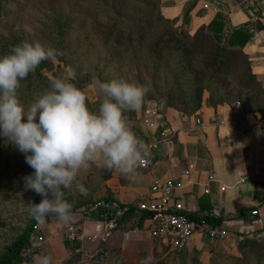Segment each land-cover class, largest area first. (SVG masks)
<instances>
[{"label": "trees", "instance_id": "obj_1", "mask_svg": "<svg viewBox=\"0 0 264 264\" xmlns=\"http://www.w3.org/2000/svg\"><path fill=\"white\" fill-rule=\"evenodd\" d=\"M30 6L35 10L23 28L15 21ZM259 13L257 5V18ZM224 20L216 13L207 25L189 34L185 29L187 13H183L180 25L175 27L160 14L159 0H0V56L22 41H39L56 49L55 61L71 68L75 75L86 64L96 81L125 80L147 87L144 101L154 102L157 112L161 106L191 114L200 108L204 93L213 107L237 101L246 112L261 111L264 90L251 73L241 47L250 33L262 26L254 20L229 28L224 35ZM43 69L42 61L35 72L21 81L17 95L25 108L35 94L49 86L51 79L42 73ZM71 82L82 90L77 80ZM124 116L126 120L132 119L134 111L125 112ZM258 185L264 184H255L254 197L260 200L264 192L257 190ZM93 202L72 205L71 213L82 208L80 214L84 219L108 220V209L90 211ZM130 212L126 209L115 220V227ZM146 215L140 213L135 218L136 228ZM188 217L209 225L221 222L211 216ZM36 225L37 221L31 218L21 233L0 250V264H35L29 235ZM65 244L71 255L59 264H76L73 252L78 242ZM236 249L238 256H227L225 263L264 264V237H245L236 242Z\"/></svg>", "mask_w": 264, "mask_h": 264}, {"label": "crops", "instance_id": "obj_2", "mask_svg": "<svg viewBox=\"0 0 264 264\" xmlns=\"http://www.w3.org/2000/svg\"><path fill=\"white\" fill-rule=\"evenodd\" d=\"M256 1L260 7L257 22L262 27L250 33L241 51L264 90V0ZM159 12L175 27L180 25L181 16L186 12L185 29L189 34L207 25L216 13L225 19L224 35L229 28L249 22L245 12L232 0H159ZM84 87L89 109L97 111L100 100L94 86ZM148 103L154 102L144 101L142 107L134 111L133 118L127 120L144 142L152 133L145 130L140 121ZM158 110L153 118L154 135L159 141L153 153L155 166L152 170L139 169L140 176L133 182L114 170L103 168L102 161H98L79 174L78 181L87 189L86 200H109L115 206L131 210L108 234L104 222L84 219L79 214L80 219L74 225L80 231L81 241L101 243L102 250L110 253L160 244L148 235V220L143 218L136 228L135 218L140 215L138 204L150 199V183L154 179L171 178L179 185L172 197L181 201L187 215L211 216L220 220L219 226L227 232L222 241H212L203 233L195 232L180 250L184 259L195 260L197 264H216L227 256H238V235L264 231V194L260 200L254 197L255 184H264V108L246 112L237 101L213 107L204 93L200 108L191 114L161 106ZM209 176L213 179L209 180ZM256 188L264 192V186ZM251 210H256L257 216H251ZM77 215L71 213L73 217ZM58 252L62 255L60 259ZM44 254L58 259L56 264L66 259V249L62 246L44 249Z\"/></svg>", "mask_w": 264, "mask_h": 264}, {"label": "clouds", "instance_id": "obj_3", "mask_svg": "<svg viewBox=\"0 0 264 264\" xmlns=\"http://www.w3.org/2000/svg\"><path fill=\"white\" fill-rule=\"evenodd\" d=\"M57 55L52 47L25 40L0 56V136L24 154L34 170L23 178L25 189L43 199L28 203L26 210L41 224L48 217L71 221L72 204L65 199V190L87 194L78 181L81 171L102 161L103 168L135 182L150 156V147L136 136L124 116L142 107L148 92L143 85L116 79L96 81L100 103L97 111H91L85 92L71 82L74 72L68 68L35 94L26 108L21 104L17 95L21 81L42 61L55 60ZM35 264H52V260L43 255Z\"/></svg>", "mask_w": 264, "mask_h": 264}, {"label": "rangeland", "instance_id": "obj_4", "mask_svg": "<svg viewBox=\"0 0 264 264\" xmlns=\"http://www.w3.org/2000/svg\"><path fill=\"white\" fill-rule=\"evenodd\" d=\"M31 4L33 5V1ZM34 10L35 8L30 6L28 11L25 12L24 10L20 14V18H17L15 22L25 28V23L29 16L33 15ZM43 63L44 69L42 73L49 79L63 75L65 70L68 69V67L61 66L55 60H45ZM86 68L88 69L85 64L79 72L81 73L80 75H78L79 73L75 75L74 72V79L83 87L92 84L95 88L96 79L90 73L91 71H87ZM33 171L25 162L24 154L12 143L8 142L5 137L0 136V250L7 246L15 236L20 234L32 218L26 210L28 203H39L43 199L42 196L34 191L25 189L23 178L31 175ZM65 199L72 205L87 201L85 195H80L74 188L65 190ZM81 211L82 208H77L72 212L78 215L76 217L72 216L71 221L67 223L59 222L54 217L46 218L43 224L37 222L34 231L43 237L44 242L32 256L34 262L37 257L45 255L44 249L54 250L55 248L60 249L62 246L66 249V258L71 255L68 245L65 244V236L69 226L74 228L76 233L77 230L79 231L74 224L76 220L79 221ZM29 249L33 250L32 244H30ZM75 249L79 250L76 253L73 252L76 255V264H197L195 260L186 261L181 251L168 250L157 242L147 246L131 248L129 252L110 253L102 250L101 243L79 240ZM85 252L89 254L97 252L102 258L98 260L97 256L84 257ZM61 256V252H58L57 257L60 259ZM51 260L52 264H56L58 259ZM216 264L232 263L221 261Z\"/></svg>", "mask_w": 264, "mask_h": 264}, {"label": "built area", "instance_id": "obj_5", "mask_svg": "<svg viewBox=\"0 0 264 264\" xmlns=\"http://www.w3.org/2000/svg\"><path fill=\"white\" fill-rule=\"evenodd\" d=\"M238 8L245 12L248 21L252 22L257 20L255 16L257 1L256 0H242L236 3ZM206 8V5L202 6ZM238 104H236L237 106ZM157 111L154 103H148L142 110L140 121L145 130L152 131L148 140L145 142L150 147V156L147 162L140 168L143 170H152L155 166L153 153L157 148L158 138L154 135V121ZM209 180L213 177L209 176ZM179 185L170 179L158 180L154 179L149 185L150 199L145 200L138 204L137 209L139 213H145L148 220V235L156 239L162 246L168 250L180 251L187 244L189 238L195 232L203 233L208 239L212 241H222L226 238L227 232L219 225H209L204 222H196L190 219L184 212L183 206L180 200H176L172 197V192ZM223 189V188H221ZM107 210L110 211V218L105 223V232L108 234L115 228L116 219H118L122 213L126 211V207L115 206L112 202L107 200H96L90 207V211L95 210ZM251 216H257L256 210H251ZM261 239L264 237V231L262 233L251 235H238L236 241H241L243 238ZM81 240L79 234L76 233L74 228L69 226L67 228L65 242L67 244H75ZM29 242L33 245V250H38L39 246L44 242L41 235H38L33 231L29 235ZM78 249H74V252H78ZM97 256L98 260H101L102 256L97 252L89 254L84 253V257L91 258Z\"/></svg>", "mask_w": 264, "mask_h": 264}]
</instances>
